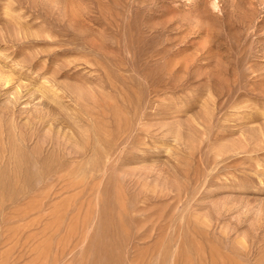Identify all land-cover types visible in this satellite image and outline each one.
I'll return each mask as SVG.
<instances>
[{
	"label": "rangeland",
	"instance_id": "obj_1",
	"mask_svg": "<svg viewBox=\"0 0 264 264\" xmlns=\"http://www.w3.org/2000/svg\"><path fill=\"white\" fill-rule=\"evenodd\" d=\"M0 264H264V0H0Z\"/></svg>",
	"mask_w": 264,
	"mask_h": 264
}]
</instances>
